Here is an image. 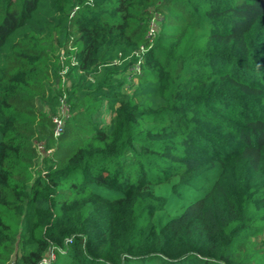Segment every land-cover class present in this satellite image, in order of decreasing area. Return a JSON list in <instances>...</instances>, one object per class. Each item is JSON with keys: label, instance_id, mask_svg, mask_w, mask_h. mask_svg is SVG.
<instances>
[{"label": "trees", "instance_id": "obj_1", "mask_svg": "<svg viewBox=\"0 0 264 264\" xmlns=\"http://www.w3.org/2000/svg\"><path fill=\"white\" fill-rule=\"evenodd\" d=\"M0 264H264V0H0Z\"/></svg>", "mask_w": 264, "mask_h": 264}, {"label": "built area", "instance_id": "obj_2", "mask_svg": "<svg viewBox=\"0 0 264 264\" xmlns=\"http://www.w3.org/2000/svg\"><path fill=\"white\" fill-rule=\"evenodd\" d=\"M153 24L149 30V33L151 34L153 32ZM143 51V48L141 47L140 48V52ZM138 63L139 61L136 62L135 64V69L137 70L138 69ZM65 106H66V103L64 102L63 98L62 99H59V112H58V115L56 116H53L52 117V122L54 123V126H53V134L54 136H57L61 130H62V126H63V119L66 117V110H65ZM50 258L53 257V254H50L49 255ZM46 260V259H44Z\"/></svg>", "mask_w": 264, "mask_h": 264}, {"label": "rangeland", "instance_id": "obj_3", "mask_svg": "<svg viewBox=\"0 0 264 264\" xmlns=\"http://www.w3.org/2000/svg\"><path fill=\"white\" fill-rule=\"evenodd\" d=\"M154 25V24H153ZM60 74L63 76V79H64V83H66V85H68L70 83L71 80L74 79V76L77 74H71V75H66V68H62L61 71H60ZM46 81V88L51 86V90L54 92V94L58 93L57 92V88H59L60 86V80L59 81H56L55 79H53V77L50 75H48L47 79H45ZM108 115V113H106L104 116L106 117ZM38 150L40 152V154H43V151L41 149V147L38 146ZM49 151V150H48Z\"/></svg>", "mask_w": 264, "mask_h": 264}]
</instances>
